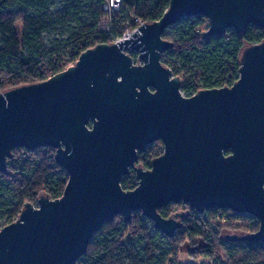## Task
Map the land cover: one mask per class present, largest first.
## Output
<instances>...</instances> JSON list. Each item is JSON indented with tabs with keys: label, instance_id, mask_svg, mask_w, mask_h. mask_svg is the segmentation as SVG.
<instances>
[{
	"label": "water",
	"instance_id": "1",
	"mask_svg": "<svg viewBox=\"0 0 264 264\" xmlns=\"http://www.w3.org/2000/svg\"><path fill=\"white\" fill-rule=\"evenodd\" d=\"M196 15L208 19L207 39L264 28V0H170L130 38L99 43L47 80L0 92V172L16 147H52L68 174L60 198L39 196L0 229V264H76L104 222H129L136 211L172 238L185 212L166 218L158 210L180 203L252 215L259 228L247 239L264 245V40L243 50L232 86L185 96L162 62L173 47L163 34ZM158 140L163 152L151 167L137 165ZM131 170L138 185L124 190Z\"/></svg>",
	"mask_w": 264,
	"mask_h": 264
},
{
	"label": "trees",
	"instance_id": "2",
	"mask_svg": "<svg viewBox=\"0 0 264 264\" xmlns=\"http://www.w3.org/2000/svg\"><path fill=\"white\" fill-rule=\"evenodd\" d=\"M169 3L170 0H123L111 32L96 36L102 0H0L1 90L41 82L64 71L82 52L122 36L132 27L133 16L147 23L159 20ZM67 22L70 26L64 44L57 41L48 47L43 33ZM208 28V19L196 15L183 18L163 34L173 47L163 53L162 62L180 78L185 96L232 86L239 79L243 50L264 40V28L254 24L240 33L227 29L221 36L207 39ZM131 55L138 62V54ZM163 148L161 140L152 143L139 153L137 165L150 168ZM55 153L52 147L13 149L8 172H0V218L4 219L0 229L14 222L26 203L36 205L41 195L51 199L63 195L68 174L57 164ZM121 185L124 190L136 188L134 170L123 177ZM158 211L166 218L185 212L183 226L174 237L163 234L171 247L157 244L150 234V219L136 211L129 222L121 216L104 222L76 264H186L179 259L184 252L191 264H197L198 258L208 260L203 264H264V245L247 239L258 230L259 220L224 217L225 213H233L229 209L209 210L206 220L182 203L169 204ZM228 235L238 238L233 240Z\"/></svg>",
	"mask_w": 264,
	"mask_h": 264
},
{
	"label": "rangeland",
	"instance_id": "3",
	"mask_svg": "<svg viewBox=\"0 0 264 264\" xmlns=\"http://www.w3.org/2000/svg\"><path fill=\"white\" fill-rule=\"evenodd\" d=\"M70 23L67 22L65 23L64 25H58L56 27H54L53 29L49 30V31H45L43 33V37L45 39V42L46 44L48 45V47H52V46H55L56 45V42L57 41H61L62 43L64 42V40H66L68 38V27L70 26L69 25ZM19 29L21 30L20 28V25L18 26ZM64 44V43H63ZM169 55V54H168ZM48 59V58H46ZM209 211V210H207ZM207 211L201 213L200 215L205 218L206 220L209 219V215L207 213ZM224 217H232V216H237L239 217L240 219H248V218H251L252 219V222H255L256 220H258L257 218H255L254 216L252 215H249L247 213H225L223 214ZM4 222V219L0 218V225ZM148 226L150 228V234L152 236H155V239H156V242L157 244H160L162 246H165L167 248L171 247V245L169 244V242L166 240L165 237H163V233L158 230V229H155L154 228V223L153 221L149 220L148 221ZM183 251H186V248H183ZM185 253V254H184ZM180 255V261H183L184 263L186 264H191L193 262H191L189 260V257L188 255H186V252H184ZM195 263L197 264H203V263H209L207 259H204V258H198L197 260L195 259Z\"/></svg>",
	"mask_w": 264,
	"mask_h": 264
},
{
	"label": "built area",
	"instance_id": "4",
	"mask_svg": "<svg viewBox=\"0 0 264 264\" xmlns=\"http://www.w3.org/2000/svg\"><path fill=\"white\" fill-rule=\"evenodd\" d=\"M122 4H123V0H102V11H103V13L100 16L98 23H97V26L95 28V35L96 36H98L102 33H110L111 32V29L113 28L115 16L120 12V10L122 8ZM132 19H133L132 20V27L127 28L122 36L115 38L111 43H117L119 41L130 38L132 36V34L134 32H136L143 23H146L141 18H138L135 16H133ZM79 57L70 66L75 65V63L78 61ZM135 63L136 64H138V63L142 64L143 62L139 59L138 62L135 61ZM0 92H3V90H1V88H0ZM196 93H194L193 95H195Z\"/></svg>",
	"mask_w": 264,
	"mask_h": 264
}]
</instances>
